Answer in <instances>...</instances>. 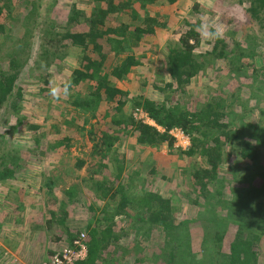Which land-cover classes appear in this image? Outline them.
I'll list each match as a JSON object with an SVG mask.
<instances>
[{
	"label": "trees",
	"instance_id": "obj_1",
	"mask_svg": "<svg viewBox=\"0 0 264 264\" xmlns=\"http://www.w3.org/2000/svg\"><path fill=\"white\" fill-rule=\"evenodd\" d=\"M18 1L0 0V37L4 36L3 40L9 34L19 37L18 42H12L7 37L12 49L0 61V116L3 121L5 117L16 118L22 124L27 119L22 115V77L28 72L40 73L42 69L48 71L57 68L58 62L69 57L68 51L73 50L80 67L72 72L61 90L67 97L66 102L75 107L79 116L83 114L86 123L90 119H99L88 132L92 141L98 142L96 147H99L100 155L107 158L122 136L130 134L137 138L141 146L158 150L166 144L171 152H175L176 138L170 132L180 129L189 137L190 148H179L176 151L179 157L199 158L197 164L190 165L192 168L186 167L189 169H185L184 175L193 184L179 196L169 197L148 191L147 188L143 191L135 190V181L141 173L136 171L125 178L126 163L120 160H117L115 181H100L95 176L84 181L92 182L88 190L92 194L91 198L96 197L95 200L89 198L86 201L85 195L76 191L74 186L64 189L63 193L71 200L70 205L72 203L75 208L85 209L89 219L87 227L82 230L86 234L84 244L88 247V257L77 264L109 262L108 258L115 254L111 252L115 248L112 245L120 240L122 230L116 233L115 227L116 219L121 216L124 220L132 217L138 225L144 224L150 230L158 227L166 233L163 252L154 259L159 264H264V184L262 187H254L250 182L252 180L242 179L239 182L237 177L228 184L226 178H219L221 167L225 162L228 163L225 160L228 143H231L229 147L232 156L236 155L240 163H251L245 170L247 173H252V169L264 161L261 149L264 138L260 135L263 133L261 126L264 122V63L261 68H254L248 77L247 68L243 64L247 58H262L253 43H246L251 36L240 40L235 33H231L228 40L224 37L215 39L212 51L207 52L206 60L202 61L196 53L201 38L195 27L190 30L181 29L178 43L169 46L165 65L171 82L164 87H156L167 96L159 100L143 96L130 98L117 84L134 70L142 68L144 57H138L135 53L141 42L155 37L157 30L167 27L162 22L163 16L158 8L174 5L179 0H83L82 3L92 7L90 13L73 5L67 26L64 27L46 19L45 13L52 18L51 11L54 9V3L52 6L51 3L44 6L50 0H25L30 3L29 11L24 16H16L12 23L11 17L17 10ZM33 2L34 6L31 7ZM238 3L249 5L248 14L264 32V0H238ZM41 22L46 26H42ZM36 38L40 40L38 49L35 48ZM3 45L0 39V46ZM209 59L226 61L230 72L239 79L244 77L249 82L252 79L249 84L252 95L247 102H256L255 108L260 110L262 121L240 124L248 114L245 103L241 102L243 98L240 90L227 94L230 101L223 96L213 97L200 104L195 112L184 105L182 95L186 93L191 81L211 63ZM250 64L253 66V62ZM66 84L70 85L67 94L63 90ZM45 85L48 87L49 82L45 81ZM50 90L44 89L42 93L50 94ZM104 103L109 108L102 112L100 108ZM128 104L134 110L144 112L155 126L137 120L133 115H121L125 114L124 108ZM240 108L241 113L237 114ZM54 110L55 114H60L59 107ZM249 112L252 114L253 111ZM79 116L78 120L81 118ZM76 121H73L75 130L85 131ZM61 123L67 126L71 122L63 115L55 127L60 132ZM102 124L106 130L101 131ZM30 128L39 130L40 126L32 125ZM64 139L70 141L69 137ZM254 139H257L256 145L249 142ZM4 140L5 135H0V182L16 178V169L20 170L27 165L26 160L19 156L20 147L8 149ZM51 144L49 150L52 152H61L65 145L64 140ZM83 166L81 162L79 167ZM236 167L233 166L234 169ZM150 174L156 175L157 170L152 168ZM261 177L264 179V173ZM245 182L250 183L247 189L239 187ZM54 184L51 181L47 186ZM232 185L234 198L228 201L225 192ZM184 203H190L199 210V222L205 223L203 229L191 232L189 221L178 222L176 206ZM113 204L114 208L111 206ZM60 212L61 217H67L66 206ZM66 217L59 223V217L53 215L52 220H57L58 225L51 230L52 237L59 230V225L65 231L60 238L54 235L52 240L59 242L65 235V241L72 245L81 232L78 234L68 229L65 226ZM229 223H236L240 230L226 248L224 233ZM192 242L196 247L199 246L195 253L192 251Z\"/></svg>",
	"mask_w": 264,
	"mask_h": 264
},
{
	"label": "rangeland",
	"instance_id": "obj_2",
	"mask_svg": "<svg viewBox=\"0 0 264 264\" xmlns=\"http://www.w3.org/2000/svg\"><path fill=\"white\" fill-rule=\"evenodd\" d=\"M82 1H46L44 6H49L48 3H51L52 6L54 3L53 12L51 11L52 18L43 12L46 19L53 20L64 27L67 26L73 5L88 14L90 13L92 7ZM84 1L87 2V0ZM28 2L25 0L17 2V10L11 17L13 18L12 23L16 16H24L29 11L30 3L28 4ZM32 6H34V2L31 3ZM248 6L247 3L241 5L238 0H179L174 5L159 7L158 12L163 16L162 22L167 27L164 30H157L155 37L146 38L141 42L135 53L138 57H144L142 68L134 70L130 75L120 80L117 84L118 88L128 93L130 98L143 96L151 100H159L163 96H167V94L160 93L156 87H164L166 83L171 82V78L165 70L170 44L178 43L181 29L190 30L195 27L201 38L196 53L201 56L202 61L206 60L205 54L212 51L215 39L201 36L198 28L205 23L211 26L210 30L213 32L217 28L220 29L225 40L231 37V33H235L240 40L248 39L251 36L246 43H253L258 49L257 53L261 52L262 56L261 59L252 57L243 61L248 71L247 77L251 76L254 68L259 69L264 63V32L248 14ZM41 24L46 26L42 22ZM7 37L12 42L19 40V37L12 34L6 36V40H3L4 36L0 37L1 43L4 44L0 46V61L12 49ZM36 40L35 48L38 49L40 40L38 38ZM68 53L69 57L60 60L57 68L48 71L42 69L40 73L28 72L29 74L22 77L20 82L24 88V99L21 105L22 115L27 118L25 123L19 124L16 118L7 117L3 121L0 116V135H5L4 142H7V148L20 147L19 156L27 162V165L21 167L20 170L16 169V178L0 182V264H44L58 250L68 247L65 235L64 239L59 242L52 240L54 235L55 238H60L61 233L64 234L65 231L59 225V230L52 237L53 231L51 230L55 225H58L57 220H52L53 215L59 217L57 219H60L58 220L60 223L66 217V215L61 217L60 211L63 206H66L68 215L65 226L78 234L87 227L89 219L85 209L75 208L72 203L70 205L71 200L63 193L64 189L74 186L76 191L85 195L87 201L92 195L88 190V186L92 182L84 183V181L90 180L93 176L100 181H115L117 160L126 163L125 178L128 177L127 175L140 171L141 176L135 181V190L143 191L147 188L148 191L173 197L183 194L193 184L189 182L184 173L185 169H189L186 167L197 164L199 158L183 159L179 157L176 152L179 148L183 150L190 148L182 139H176L175 152H171L166 144L155 150L139 145L137 138L132 134L125 137L123 135L121 140L113 146L110 154L107 153V158L98 153L99 147H96L98 142L92 141L88 131L95 127L94 125L99 119H90L89 123H86L83 114L79 116L80 113L76 112L75 107L66 102L67 97L61 90L63 84L70 79L72 72L80 67L75 57L77 56L75 51L70 50ZM209 61L211 63L187 86L186 93L182 95L184 105L191 112H195L200 104L208 102L213 97L223 96L230 101L231 98L227 94L230 95L240 90L243 98L241 102L245 103L246 112H248L245 120L240 124L262 121L260 110L255 108L256 102L254 100L247 102L252 95L249 87L252 79L249 82L244 77L240 79L235 77L225 64L226 61H215V59H209ZM251 62H253V66L250 64ZM45 81L49 82L48 87L45 85ZM52 87L59 88L57 97L42 93V90ZM222 92L224 93L222 94ZM56 107H59L60 114L54 113ZM108 108L109 105L104 103L100 109L103 112ZM249 111H253L252 114ZM124 112L125 114L121 115H133L137 120L145 122L144 117L140 114L142 111L134 110L131 104L124 108ZM238 113H241V108L237 111ZM63 115L71 123L67 126L61 123L62 132H60L55 127L60 123ZM121 115H116V117L119 118ZM78 116L81 117L79 120ZM73 121H76L80 127L83 126L85 131L77 132ZM32 125H39L40 129L33 130L30 128ZM103 130H106L104 125L101 126V131ZM261 131L263 133L260 135L264 138V122ZM246 132L248 135V131ZM99 134L100 137L101 133ZM66 137H69L70 141L65 140ZM61 140H64L65 144L61 152L49 150L52 142ZM249 142L256 145L257 139L249 140ZM229 146L231 143L226 145L225 151V160L228 163L225 162L221 167L219 178H226L228 184L232 183L236 177L239 182L242 179L252 180L250 181L252 186L262 187L264 179L261 175L264 173V161L262 165L252 169V173H247L245 170L251 166V163L247 161L240 163L236 155L232 156ZM261 149L264 155V146ZM81 162L84 163L82 168L79 167ZM233 166L237 167L234 169ZM152 168L157 170L156 175L150 174ZM260 172L262 173L259 174ZM254 177L256 179H253ZM51 181L55 184L48 187L47 183ZM143 183L145 184L143 185ZM249 185L250 183L245 182L239 187L247 189ZM233 186H229V190L225 192V199L228 201H233L234 197L231 192ZM95 199L96 197L92 196L91 200ZM111 206L115 207L114 204ZM176 208L178 222L189 221L191 232L203 229L205 223L199 222L197 208L190 203L178 205ZM119 230H122L119 236L120 240L112 245L115 248L111 252H115V254L112 258H108L107 264H159L154 259L156 255L163 252L167 237L161 228L154 227L150 230L144 224L138 225L132 217H127L124 220L121 216L116 219V233ZM238 230L240 228L236 223L228 224L227 231L224 233L226 248L229 242L235 239ZM197 248L199 250V246L196 247L192 242L194 253ZM262 260L264 262L263 252Z\"/></svg>",
	"mask_w": 264,
	"mask_h": 264
},
{
	"label": "built area",
	"instance_id": "obj_3",
	"mask_svg": "<svg viewBox=\"0 0 264 264\" xmlns=\"http://www.w3.org/2000/svg\"><path fill=\"white\" fill-rule=\"evenodd\" d=\"M140 114L146 119V123L154 125V123L149 120L146 114H144L143 112H141ZM170 134L178 140H184L185 144L190 146V139L182 130L174 129L170 132ZM85 238L86 234L84 232H81L79 237L76 238L72 245L58 250L52 256V258L44 264H77L86 260V258L88 257V247L84 244Z\"/></svg>",
	"mask_w": 264,
	"mask_h": 264
},
{
	"label": "clouds",
	"instance_id": "obj_4",
	"mask_svg": "<svg viewBox=\"0 0 264 264\" xmlns=\"http://www.w3.org/2000/svg\"><path fill=\"white\" fill-rule=\"evenodd\" d=\"M210 29H211V26L205 23V24H202L198 28V31L200 32L201 36L204 37V38H211V39H219V38H222L223 33H222V31L220 29L217 28L216 31H214V32L211 31ZM69 88H70V85H68V84H66L64 86V89L63 90H64V93L65 94L68 93ZM58 93H59V88L58 87H52L51 88L50 95L52 97H54V98L57 97L58 96ZM144 120H145V122L144 121L143 122L146 123V119L145 118H144ZM149 120H150V118H149ZM152 123H154V122H152ZM147 124L152 125L150 123H147ZM152 126H155V123Z\"/></svg>",
	"mask_w": 264,
	"mask_h": 264
}]
</instances>
